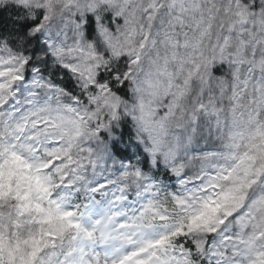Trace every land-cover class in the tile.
<instances>
[{"label":"snow or ice","instance_id":"6c2138e0","mask_svg":"<svg viewBox=\"0 0 264 264\" xmlns=\"http://www.w3.org/2000/svg\"><path fill=\"white\" fill-rule=\"evenodd\" d=\"M0 264H264V0H0Z\"/></svg>","mask_w":264,"mask_h":264}]
</instances>
